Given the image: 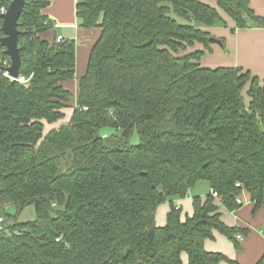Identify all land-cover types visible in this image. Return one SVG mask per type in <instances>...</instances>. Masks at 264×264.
Instances as JSON below:
<instances>
[{"label":"trees","instance_id":"trees-1","mask_svg":"<svg viewBox=\"0 0 264 264\" xmlns=\"http://www.w3.org/2000/svg\"><path fill=\"white\" fill-rule=\"evenodd\" d=\"M211 1L77 0L79 26L100 35L74 107L63 84L75 76V42L44 40L51 0L25 1L17 47L26 84L2 75L10 61L0 46V264H181L182 255L235 264L203 247L219 233L238 248L235 236L247 233L221 221L210 191L227 211L243 192L264 208V77L200 60L211 52L207 29L227 27L219 11L232 32L264 28V18L249 0ZM105 128L120 134L102 136ZM199 182L210 191L182 218L173 200ZM30 205L33 222L6 214Z\"/></svg>","mask_w":264,"mask_h":264},{"label":"crops","instance_id":"crops-1","mask_svg":"<svg viewBox=\"0 0 264 264\" xmlns=\"http://www.w3.org/2000/svg\"><path fill=\"white\" fill-rule=\"evenodd\" d=\"M77 0H51L49 7L44 10V14L49 21L57 25L43 34L42 38L51 41L55 37L73 40L75 42V65L76 72L73 80L63 84V87L73 95L72 107L78 93V82L86 71L90 50L100 35L99 29L85 30L79 26L76 18L75 5ZM205 4L216 7L211 0H201ZM250 7L254 13L264 18V0H249ZM227 27H212L207 32L212 38L218 40L220 45H211L210 53L205 52L201 58L203 66L208 69L216 68H241L249 71L253 76L264 77V28L251 27L248 29H237L231 19L223 12L219 11ZM223 41V44L221 43ZM197 50H203L201 45L195 46ZM64 111L65 119L55 125H45V132L59 127L62 123L69 121L73 108ZM209 187L199 197H205L209 193ZM191 190L188 191L184 199H174L173 204L180 208L181 216L192 214ZM240 207L234 211H227L217 200L221 221L230 228L247 232L241 235L242 240L238 248L227 237L215 233L214 238L206 240L203 244L205 251L219 253L235 264H256L264 253V208L256 210L250 202L249 195L243 192L239 199ZM169 211V203L162 204L156 212V225L162 227L165 224L166 214ZM181 264H188L187 256L182 255ZM221 264H229L222 262Z\"/></svg>","mask_w":264,"mask_h":264},{"label":"water","instance_id":"water-1","mask_svg":"<svg viewBox=\"0 0 264 264\" xmlns=\"http://www.w3.org/2000/svg\"><path fill=\"white\" fill-rule=\"evenodd\" d=\"M26 0H10L7 10L0 14L1 27L0 46L4 48V54L8 56L10 65L4 71L8 76L15 80L20 75V55L17 47L18 19ZM211 44L220 45V42L214 38L210 39Z\"/></svg>","mask_w":264,"mask_h":264},{"label":"rangeland","instance_id":"rangeland-1","mask_svg":"<svg viewBox=\"0 0 264 264\" xmlns=\"http://www.w3.org/2000/svg\"><path fill=\"white\" fill-rule=\"evenodd\" d=\"M212 45H215V44H212ZM200 66L203 67V68L206 67V66H203L202 61L200 63ZM101 134H102V136L119 135L120 131L119 130L110 129V128H105V129H103L101 131ZM130 141H131L132 144H136L138 142V137H137L136 133H134L132 135ZM207 187H208V184L205 183V182L197 183L191 189L192 195L195 196V195H199L201 192L204 193L205 190L207 189ZM6 214H7L8 217L13 218L12 219L13 221H16L18 223L33 222L35 220V218H36L35 209L31 205L27 206V207H25L23 209H17V207H15V206H8L7 209H6Z\"/></svg>","mask_w":264,"mask_h":264},{"label":"built area","instance_id":"built-area-1","mask_svg":"<svg viewBox=\"0 0 264 264\" xmlns=\"http://www.w3.org/2000/svg\"><path fill=\"white\" fill-rule=\"evenodd\" d=\"M6 10L7 9H5V8H1L0 9V14H4L5 12H6ZM50 22V23H49ZM49 22H46L45 23V25H51V28H57V25H55V24H53L51 21H49ZM61 40H63V38L62 37H60V36H58L57 38H56V41L57 42H60ZM10 65V64H9ZM9 65L7 66V67H9ZM6 67V68H7ZM2 75L4 76V77H6V78H10L9 76H8V74L3 70L2 72ZM11 79V78H10ZM13 80V79H12ZM14 81H16L17 83H19V84H21V85H24V84H26L27 83V80L25 79V78H23V77H21L20 75H19V77L17 78V79H15ZM210 194L215 198V199H217V200H219L220 201V199H219V197L217 196V194L215 193V192H213V191H210ZM1 222H2V219H0V231H1ZM235 238H236V240L237 241H240V240H242V236L241 235H236L235 236Z\"/></svg>","mask_w":264,"mask_h":264}]
</instances>
